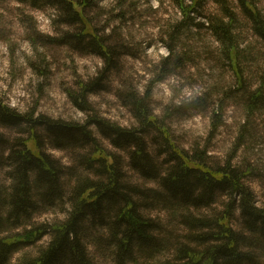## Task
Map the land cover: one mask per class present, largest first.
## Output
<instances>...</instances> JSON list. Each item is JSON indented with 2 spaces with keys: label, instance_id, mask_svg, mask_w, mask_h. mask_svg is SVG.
I'll return each instance as SVG.
<instances>
[{
  "label": "clouds",
  "instance_id": "1",
  "mask_svg": "<svg viewBox=\"0 0 264 264\" xmlns=\"http://www.w3.org/2000/svg\"><path fill=\"white\" fill-rule=\"evenodd\" d=\"M91 5L0 0V264H264V0Z\"/></svg>",
  "mask_w": 264,
  "mask_h": 264
},
{
  "label": "trees",
  "instance_id": "2",
  "mask_svg": "<svg viewBox=\"0 0 264 264\" xmlns=\"http://www.w3.org/2000/svg\"><path fill=\"white\" fill-rule=\"evenodd\" d=\"M68 1V0H66ZM198 1V0H197ZM67 3V7H66V11H68L71 15V19H76L78 18V13L75 11L73 12L72 11V3ZM79 6V2H77ZM221 4H222V11L225 15H233V13L231 12V9L228 8L227 6V0H221ZM242 6L246 7V5H243V0H242ZM185 14L187 13H190L192 12L191 9L187 10L185 9L184 10ZM189 18V17H188ZM83 22V21H82ZM256 24H257V29L256 31L258 32V34L264 38V20H261V19H257L256 20ZM209 27H213L212 25H209ZM215 34L218 35V36H223V37H226L227 35V30L225 28V26L223 25V23H217L215 26ZM91 34L87 31V28L84 27V29L79 33V36L77 38L78 42L75 46L77 47H88V45H85L84 44V38L85 37H89ZM95 38L93 37V40ZM91 48L95 49V50H98L100 51L101 53H103L105 59L108 60V63H110V61H112V58H111V53L106 49V48H102L100 46V42L99 41H96L94 44H91ZM226 57L227 59H229V61L234 65V66H238V61H237V58H236V55H235V50H231L229 51L227 54H226ZM93 87L95 85H92ZM129 99L131 100L132 98L129 97ZM134 110L136 111V113L139 115L141 112H142V107L141 105H134ZM134 142H137V143H140V147L141 149L143 148V142L142 141H139L138 138L135 136L134 133H126L122 138H121V144H130V143H134ZM25 147H28V144L27 142L25 143ZM137 157H143L144 156V153L143 151H141L140 149L137 150L136 154H135ZM178 157H179V154H178ZM179 158H182V157H179ZM186 162V161H185ZM110 161H105V165L108 166L110 165ZM198 171H202L204 172L203 169H197ZM204 175L207 176L208 173L207 172H204ZM213 179H218V177L213 174ZM219 182V180H218ZM114 187V185H113ZM86 196L89 197V202H92L94 201L95 199H97L96 196L92 195L91 193H86L85 194ZM129 213L131 212V208L128 209ZM133 223H137V221L135 220L134 217L130 216L128 217Z\"/></svg>",
  "mask_w": 264,
  "mask_h": 264
},
{
  "label": "rangeland",
  "instance_id": "3",
  "mask_svg": "<svg viewBox=\"0 0 264 264\" xmlns=\"http://www.w3.org/2000/svg\"><path fill=\"white\" fill-rule=\"evenodd\" d=\"M66 2H68V3H72L73 5H72V11L73 12H75V10L77 9V8H81L82 10L78 13V18L80 19V21H81V23H83L84 22V9H88L89 7H91L92 5H91V0H76V2L75 3H73L72 2V0H68V1H66ZM77 2H79L80 4H79V6H77L78 5V3ZM174 2L176 3V5H177V7H182V0H174ZM196 2H197V4L199 3V0L197 1L196 0ZM134 7V6H133ZM189 9H191L192 10V12H195L196 11V8L195 7H193V8H189ZM189 9H187V10H189ZM118 15V17L120 18V19H125V16H124V14L123 13H120V14H117ZM70 18H72L71 16H70ZM83 21V22H82ZM190 21V16H189V18L184 22V23H187V22H189ZM85 28H87L86 26H85ZM76 48H81V47H77V46H75ZM111 55V58H112V53L110 54ZM227 58V57H226ZM229 60V59H228ZM106 61L108 62V60L106 59ZM108 65H109V67H112L113 66V63H112V61H110V63H108ZM227 67L228 68H230L231 70H233L238 76H239V74H240V69H239V66H234L231 62L227 65ZM106 71H107V69H106ZM40 74H43V73H40ZM96 84H98V81L96 82ZM96 84H94L95 86H96ZM94 86V87H95ZM217 115H218V113H217Z\"/></svg>",
  "mask_w": 264,
  "mask_h": 264
}]
</instances>
